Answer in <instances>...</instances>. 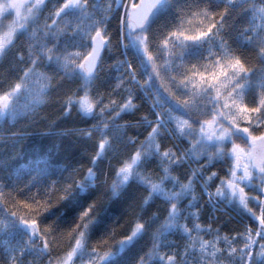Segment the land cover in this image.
Wrapping results in <instances>:
<instances>
[{
	"label": "snow or ice",
	"instance_id": "obj_1",
	"mask_svg": "<svg viewBox=\"0 0 264 264\" xmlns=\"http://www.w3.org/2000/svg\"><path fill=\"white\" fill-rule=\"evenodd\" d=\"M0 58V264H264V0H0Z\"/></svg>",
	"mask_w": 264,
	"mask_h": 264
},
{
	"label": "trees",
	"instance_id": "obj_2",
	"mask_svg": "<svg viewBox=\"0 0 264 264\" xmlns=\"http://www.w3.org/2000/svg\"><path fill=\"white\" fill-rule=\"evenodd\" d=\"M107 63H110V61H108ZM107 63L105 64V67L107 66ZM8 68H9L8 60L4 59V58H0V75H7L8 74ZM113 75H115V73H113ZM140 79H141V82H143V78H140ZM116 98L119 99V97H116ZM134 103L139 104L140 100L137 99L136 101H134ZM44 112H47L50 114L49 119H54L55 116L58 115V113L55 111L54 108L44 109ZM145 114H148L147 105H144L143 107H141L140 112L136 113V118H138L139 116L145 115ZM148 115H149V119H153V117L150 114H148ZM128 119H130V117L125 115L124 119L120 120L119 122L124 123V121L128 120ZM25 124H26V121H20L19 123L16 124V127L12 130L18 131L22 128H25ZM73 126L84 127L85 125H83V124L73 125L72 118H69V120L67 122H65L61 125V128H70ZM5 127H7V125H5ZM45 130L46 129L43 125L34 126L32 128L26 129L27 133H29V134L33 133V132L45 131ZM134 134L135 133L133 131H129V135H134ZM140 138L143 139V136H141ZM22 143H18L16 145L17 151H19V149L22 147ZM72 143H73V138L69 137L66 140H64L63 146L70 148ZM170 145H171L170 141H167V140L162 141V149L161 150H163V147H169ZM219 167H221V166H217V168L210 169V171H216V170H218ZM205 175H207V173H205ZM221 175H223V172H221ZM216 183H219L218 179L215 181V183H213L212 189H210V190L214 191ZM59 195H61V193H56V195L53 197V204L56 203V200H57ZM204 199H206V197ZM220 207H223V205H221ZM121 210H122V205H120V204L113 205V211L114 212L119 213ZM214 215H219L221 217V219H220V221H217L216 223H214L213 227H217L224 220H228L227 227L221 228V235H224L225 233H228L229 235H231L232 233L229 232L230 228H233V229H240L241 228V225L237 222L239 220V217H236V219H229V216H232V217L236 216V214L234 212L226 211V212L214 213ZM113 219H115V215L113 216ZM128 219H129V217L125 216L122 223L126 222ZM201 223L206 225L208 223L207 217H205L201 221ZM248 223H249L248 220L244 221V224H248ZM41 227H43V225H41ZM98 237H99V233H97L96 236H93L92 241H90V244L94 243ZM119 238H120V236L117 235L116 239H119ZM205 238L210 239L211 237L205 236ZM170 239H171V237H170ZM161 251H164V249H162ZM46 260H47V257H45V262H46ZM42 264H43V262H42ZM76 264H80V261L77 260Z\"/></svg>",
	"mask_w": 264,
	"mask_h": 264
},
{
	"label": "rangeland",
	"instance_id": "obj_3",
	"mask_svg": "<svg viewBox=\"0 0 264 264\" xmlns=\"http://www.w3.org/2000/svg\"><path fill=\"white\" fill-rule=\"evenodd\" d=\"M250 195H255V193H250ZM254 210L257 212V214H259V209L258 208L254 209Z\"/></svg>",
	"mask_w": 264,
	"mask_h": 264
}]
</instances>
